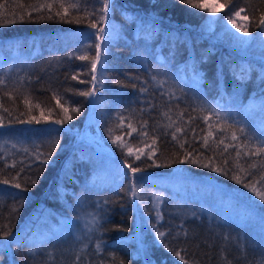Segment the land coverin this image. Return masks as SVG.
<instances>
[{"label": "trees", "instance_id": "16d2710c", "mask_svg": "<svg viewBox=\"0 0 264 264\" xmlns=\"http://www.w3.org/2000/svg\"><path fill=\"white\" fill-rule=\"evenodd\" d=\"M214 1L217 22L244 8L238 18L249 17L252 36L261 32L253 24L264 0ZM45 2L0 0V181H8L0 183V264H76L77 255L79 264H264V202L250 190L264 192L263 53L207 30L205 0H193L203 10L179 0H113L104 22L102 0H62L79 5L67 15L61 0L29 8ZM90 22L106 29L90 127L115 158L77 140L92 100L78 93L94 89L91 59L101 43ZM105 160L115 177L96 170ZM126 163L144 170L133 178ZM179 172L221 193L183 191L182 202L172 196ZM202 197L242 222L209 214Z\"/></svg>", "mask_w": 264, "mask_h": 264}, {"label": "rangeland", "instance_id": "374dc122", "mask_svg": "<svg viewBox=\"0 0 264 264\" xmlns=\"http://www.w3.org/2000/svg\"><path fill=\"white\" fill-rule=\"evenodd\" d=\"M111 1L112 0H110V5H111ZM205 1L208 4H210V9L215 10V15H212L209 12L213 16V18H212V20H210L208 22L207 30L212 31L216 35V37L219 38L220 40H222L224 42L229 41L231 43V45H233V46H237V47L248 49V50H250L251 47L254 46L255 52H261L264 55V32H260L259 34L255 33V35H253V36L248 32L249 34L245 35L243 32L238 31L237 28L234 27L233 24L229 23L227 20L226 21L221 20V21L217 22V20L221 17L222 9L221 10L218 9V12H217L215 7H214V6H216V1H214V0H205ZM109 9H110V7H109ZM108 12L110 13V10ZM108 18H109V14L107 13V19ZM233 20H234L235 24L246 29L247 24L244 22L243 19H239L238 17H234ZM103 28L105 31L106 30L105 26ZM100 65H101V59L97 63V71L94 72L95 77H97V75H98ZM95 85H96V80L94 81V87H93L94 93H95ZM93 97L94 96H92V100L90 103V108H89V112H88V116H87V119L85 121V124L80 129L79 133L77 134V140H78V142H83V143L85 142V143H88L89 145L94 146L96 151L100 154H103L107 157H114L115 158L114 153L108 147H106L104 145V143L102 142L99 130L93 131L90 127L91 117H92L93 108H94ZM257 103L258 102L255 100L250 101V104L248 105V110H251L254 107V105H257ZM262 139L264 140L263 134H262ZM72 153H73V151L70 154H72ZM69 162H70V158H68V160L66 161V165H68ZM96 165H95V167L97 168L96 170L99 171V173L103 176L112 178L118 174L116 167L113 165V162H111V161L105 160L102 162H98ZM124 167L126 168L125 170H127L129 172L128 168L126 166H124ZM172 178L177 179V180L175 181L176 183L173 184V186H172L173 192L175 191V194H172V192H171V194H172V196L175 195V197L178 198L182 202L186 201V197L181 194L183 191H187L189 194H195L194 196H196V194L201 195V196L204 194V197H205L206 192H207V194H208V192H213L216 195L218 193L219 194L221 193V189L218 186H216L215 184H210V182L202 180L201 178L191 177L188 174H183V173L179 172V174L173 175ZM178 180H180V181H178ZM163 196L164 195L160 194L159 197H157V196L154 197L155 200L158 198V200L155 201V208L156 209L160 210L162 203H163ZM189 201H190V199H189ZM200 202L202 203L201 206L203 207V210L207 211L209 214L217 216L218 218H220L224 222H229V221L237 222V223L242 222L238 217L239 216L238 213L234 209L230 208L229 206L222 207L221 204L219 203L220 204L219 205L217 202L213 203V205L210 206V205L206 204L204 198ZM179 203H181V202H179ZM243 226H245V229L247 231H251V232H252L253 227H254L253 223L251 221H246V220L243 221ZM136 228H137L138 233H139V231H140L139 222L137 223ZM259 232H262V231H259ZM257 235H260L259 238L261 240H264V230L262 233H257Z\"/></svg>", "mask_w": 264, "mask_h": 264}, {"label": "snow or ice", "instance_id": "6c2138e0", "mask_svg": "<svg viewBox=\"0 0 264 264\" xmlns=\"http://www.w3.org/2000/svg\"><path fill=\"white\" fill-rule=\"evenodd\" d=\"M180 3H184V4H187L189 5V7H193V8H197V9H204L206 8V5H203V4H200V3H194L193 0H179ZM57 4V0H52L51 3H48V2H45V3H37V4H34V5H29V8L31 9V11H35L37 13L41 12L42 9H49L51 10L53 8V6ZM58 7L60 9L63 10V14L64 15H67V12H68V8H73V9H77L79 10V5L76 4V3H73V4H70V5H65L62 0L61 2L58 4ZM109 7H110V0H102V7L101 9L99 10L100 15L97 16V21L98 22H104L106 21L107 19V13L109 11ZM31 11L28 13V15H31ZM208 11L212 14V15H215V10L214 9H208ZM245 9L244 8H241L239 9L238 11H230L228 13V22L229 23H232L234 27L237 28L238 31H241L243 32L245 35H248V30L245 29V28H242L240 27L239 25L235 24L234 23V20H233V17H239L241 12H244ZM57 16H60L61 15V12L60 11H57L55 13ZM87 14V13H86ZM45 17L43 15H40L39 19H44ZM48 19H51L52 17L51 16H48L47 17ZM21 19H23V17H21ZM244 20H248L249 17L247 15H245L243 17ZM255 19V18H254ZM9 23H15V20H12V21H9ZM88 27L92 28V29H95V32H96V38L97 40H99L101 43L100 44H96L95 47L97 49L96 51V55L94 58L91 59V72H96L97 71V63L100 61L101 59V54L103 52V49L101 47V45L103 44V41L105 39L104 37V28H98L97 27V24L96 23H92L90 22L88 24ZM253 28L254 29H259L261 32H264V14H261L259 19L255 21V23L253 24ZM78 59H81V60H85V59H88V57L86 55H82L80 57H78ZM77 77L76 76H73L72 79H76ZM92 80L95 81L96 80V77L95 76H92ZM81 83H84V81H80ZM124 86V85H122ZM80 96H84V97H92L94 96V91L93 90H88V91H81L78 93ZM74 111H76L77 113H79V109H74ZM167 115V114H165ZM64 119H68V120H71L72 117L70 115H67V109H65V117ZM25 121H21V123H24ZM36 123H39V120L36 121ZM54 123L56 124H62L63 121L58 119L56 121H54ZM147 122H145V125H146ZM176 131H180L179 128L176 129ZM241 132L244 131V129H240ZM141 134H144V133H141ZM173 139L175 140L176 139V136L175 134H173ZM205 139V144H207V139ZM233 139H236L235 135H233ZM115 143V141H113ZM220 143H223V140L220 141ZM262 144H264V141H262ZM119 146V145H118ZM181 147H183V145H181ZM227 145L225 146V150L227 149ZM257 152H264V147H261L257 150ZM52 152L49 151L47 153V158H45L44 160L41 161L42 164H47L49 162V160L51 159L52 157ZM129 154H131V150H129ZM255 154V153H254ZM43 155V154H41ZM186 155V154H185ZM237 155H239V153H237ZM140 157L137 156L136 159H139ZM149 159H151V156L148 157ZM178 162H182V161H178ZM129 172L132 174V177L135 178L136 174L139 173V172H142L144 169L139 167V166H133L131 163H126L125 165ZM151 165H149L150 167ZM157 167H160V165H156ZM216 169H213V171H215ZM233 179H236V182L237 183H241L240 179L236 176H233ZM0 183H4V184H7L8 181L7 180H3V181H0ZM31 183L33 185L36 184V180H32ZM13 187L17 188V189H20L21 191H28V189L26 187L22 188L21 187V184L20 183H14L12 185ZM245 187H250L247 183L244 184ZM251 191H253L255 193L256 196H258L259 200L261 202H264V192H261V191H258L257 189L255 188H251L250 189ZM132 194L135 196L136 195V191H135V186L133 184V187H132ZM11 233L5 231L3 232V238H7ZM159 235H163V233H159ZM99 247V246H97ZM177 255H179V253H177ZM79 261H80V257L79 255H77L76 257V264H79ZM185 264H187V261H185Z\"/></svg>", "mask_w": 264, "mask_h": 264}, {"label": "water", "instance_id": "95a60500", "mask_svg": "<svg viewBox=\"0 0 264 264\" xmlns=\"http://www.w3.org/2000/svg\"><path fill=\"white\" fill-rule=\"evenodd\" d=\"M108 14H109V12H108Z\"/></svg>", "mask_w": 264, "mask_h": 264}]
</instances>
